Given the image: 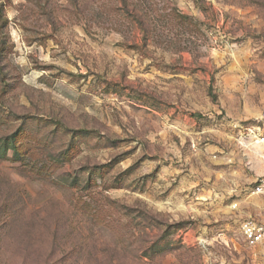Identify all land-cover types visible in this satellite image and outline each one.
<instances>
[{
	"label": "rangeland",
	"instance_id": "obj_1",
	"mask_svg": "<svg viewBox=\"0 0 264 264\" xmlns=\"http://www.w3.org/2000/svg\"><path fill=\"white\" fill-rule=\"evenodd\" d=\"M250 131L264 0H0V264H264Z\"/></svg>",
	"mask_w": 264,
	"mask_h": 264
},
{
	"label": "built area",
	"instance_id": "obj_2",
	"mask_svg": "<svg viewBox=\"0 0 264 264\" xmlns=\"http://www.w3.org/2000/svg\"><path fill=\"white\" fill-rule=\"evenodd\" d=\"M247 137L250 141V146H264V132L256 133L250 131ZM250 194L264 196V177L258 179L250 188ZM238 204L233 207L236 209ZM241 234L246 243L250 246L264 245V222H259L254 219L243 221L241 226Z\"/></svg>",
	"mask_w": 264,
	"mask_h": 264
}]
</instances>
